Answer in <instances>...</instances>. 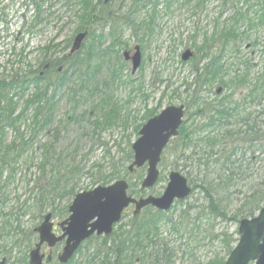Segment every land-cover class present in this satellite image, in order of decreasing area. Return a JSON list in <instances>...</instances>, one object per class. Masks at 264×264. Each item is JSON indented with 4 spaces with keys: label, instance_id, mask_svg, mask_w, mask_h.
Returning <instances> with one entry per match:
<instances>
[{
    "label": "rangeland",
    "instance_id": "374dc122",
    "mask_svg": "<svg viewBox=\"0 0 264 264\" xmlns=\"http://www.w3.org/2000/svg\"><path fill=\"white\" fill-rule=\"evenodd\" d=\"M134 1L139 2L135 23L147 20L151 0H111L106 10L124 12ZM77 2L78 0H0V76L7 74L11 62L14 63V70L36 72L43 58L40 50L47 45L59 46L52 56L58 58L60 66L65 68L64 56L68 54L70 47L65 49L60 47V44L64 46L68 40L71 43L83 26L77 17L80 9ZM124 5L125 8L122 9ZM36 6L40 10L41 17L37 16ZM218 7L219 1L211 0L204 10L193 16L191 8L184 6L181 0L171 12L158 9L154 17V30L149 37L142 38V31L135 33L133 26L128 24L125 27L120 24L117 29V26H114L116 41L113 36H109L110 24L95 19L93 23L84 25L93 37L87 38L78 52V64L82 60L83 64L80 66L86 76L72 79L57 91L51 125L41 131L38 127L32 128L35 106H31L24 113L23 118L14 123V127H11L10 122L0 120V128H3L0 157L5 147L13 141L16 143L14 145L16 154H19L16 158L13 153H9L3 160L6 167L2 169L0 167V260L5 259V264H28L29 252L38 240L33 230L40 225L42 218L48 213L52 216L56 233L61 234L58 225L68 218V206L73 197L96 186H104L100 179L108 176L111 171L110 166L122 158L119 149H125L129 144L131 150V145L138 138L140 127L148 119H144L146 111L157 115L169 106L183 105L184 122L194 121L198 125L204 122V117L190 116L193 113L188 104L193 100V96L186 89L193 80L190 69L192 59L184 63L181 61V55L189 49L196 58V47L199 46L202 38L199 37L194 46L190 41L193 29L194 27L204 29L210 36L214 19L221 10ZM225 18L226 14L223 13L220 24H223ZM241 37L242 42H236L237 53L235 50H230L231 45L228 47V53H220L222 46L218 41L210 45L213 52L222 55L221 63L225 67L227 82L235 73L240 74L247 68L248 82L244 87L245 90L250 87V82H255L256 77L264 71V27L246 31ZM140 39L143 40L142 62L138 71L132 75L129 63L121 60L123 67L116 65L118 61L116 53L121 58L124 50H132L135 45L140 47ZM111 44L114 45V50L107 51ZM92 45L95 50L89 55V48ZM104 52L106 53L101 56ZM19 55L24 61L15 65ZM92 56L87 68L86 59ZM14 73L17 72L10 74ZM166 86L169 88L165 89ZM138 88L140 92L137 91ZM218 88H222L219 94H217ZM32 91L30 89L26 93ZM236 92L238 93L233 94L227 88L217 85L205 86L202 87L198 97L201 95L209 104L222 100L225 96H231L230 103L241 101L245 93ZM73 93L78 106L75 113L71 111ZM48 94L51 95L50 92ZM26 99V97L21 100L13 99L17 104L14 107V115L21 112ZM257 105L253 104L248 111L256 112L261 108ZM112 109L118 113L115 115L116 112L112 113ZM106 116L107 119H111L112 124L110 126L104 124L103 128H96V122H107ZM70 117L76 120L75 123L70 124L66 131H62L60 126H63ZM17 127L19 133L15 132ZM53 137H56L58 143H55L51 153L47 154L44 146L48 145ZM174 142L173 139L166 145L157 165L161 180L152 188L141 190L140 183L147 169L145 164L138 170L141 174L139 181L134 179L136 174L131 176L132 180H126L130 185H134L132 189L136 195L129 193L130 188H128L130 196L135 199L160 196L168 183L170 172H178L187 178L181 164L174 163V154L178 151ZM59 156L61 163H57ZM12 158L15 159L14 162L11 161ZM260 158H264V155ZM127 167L128 164H125V168ZM253 167L254 175H249L250 177L245 180L237 179L223 199L226 219L208 216V200L199 188L183 200L182 204H176L169 211L168 216L178 214L186 209L187 204L193 209L189 221L186 220V226H183L181 231L182 239L178 240L177 236L169 237L164 233L165 230H162L161 238L167 237L165 242L171 251L174 250L172 264H207L223 256L224 245L220 234L224 231L229 233L237 231L238 224L234 223L233 215L244 197L256 186L257 175L264 174V163L261 165L258 162L254 163ZM71 168L75 169L70 179L66 173ZM68 177L69 180H66ZM117 180L104 182L112 184ZM134 210V207L130 206L124 211L121 221L113 232H117L119 225H124L129 230ZM155 211L154 208L146 207L136 215H150ZM100 242L101 240H85L72 264H87L90 261L88 255L96 250V244ZM63 245L64 243L61 242L53 249L45 245L41 248L44 257L51 258L50 263L46 264L56 263V257Z\"/></svg>",
    "mask_w": 264,
    "mask_h": 264
},
{
    "label": "trees",
    "instance_id": "16d2710c",
    "mask_svg": "<svg viewBox=\"0 0 264 264\" xmlns=\"http://www.w3.org/2000/svg\"><path fill=\"white\" fill-rule=\"evenodd\" d=\"M181 0H151L149 4V14L147 20L140 23H135V15L138 14V1H134L124 12L107 11V4L99 0H78L77 4L80 9L77 12V17L82 25L78 32L84 31L85 26L93 23L94 20L102 21L110 24L111 28L109 36L116 41L114 36V26L118 25H131L134 32L142 31V38L149 37L154 30V17L158 13V9L171 12L174 6ZM211 0H182L184 6L191 8L192 15L196 16L201 10H204L206 4ZM216 1V0H213ZM219 1L218 16L213 22V31L210 36L201 28L194 27L193 34L190 41L195 46L199 37L201 42L196 47V58L191 61V75L192 81L187 86L186 91L191 92L193 100L188 104L192 110L190 116L197 118L204 117V122L199 125L194 121L189 123L184 122L179 129V136L174 141L177 153L174 154V163L181 164V168L186 172L189 184L192 188V193L196 189L204 192L208 200V216H218L221 219H226L227 214L222 205L223 199L230 192L237 179L245 180L249 175H254V163L260 165L264 163V71L259 74L255 82H250V87L244 90L248 82L247 68L240 74H234L227 82L225 67L222 65V55H217L213 52L210 43L220 42V53H228V47L231 45L230 50L237 48L236 42H242V35L246 31H252L256 28L264 27V0H217ZM40 16V10L36 6ZM125 8V5L122 9ZM226 14L223 24H220V19ZM41 17V16H40ZM43 21V20H41ZM127 23V24H124ZM34 26V25H33ZM31 26V28L33 27ZM126 27V26H125ZM241 29H245L242 30ZM113 30V32H112ZM93 37L90 34L89 37ZM99 37H96L98 39ZM141 38V39H142ZM139 41L141 49H143V40ZM99 43V42H98ZM70 40L65 43V49L70 47ZM59 46L47 45L42 48L43 58L40 66L49 64V69L44 72L43 77H38L37 72H21V70H14V63L11 62V68L6 71L5 76H0V120L8 121L11 127L14 123L20 121L24 113L31 107L35 106L34 114L32 117V128L35 127L41 131L48 128L54 117L56 106V93L61 90L64 84H68L72 79H81V76H86L82 72L81 63L78 64L79 53L69 57L68 54L64 56L66 62L64 71L59 75L55 69L60 66L59 59H55L52 53ZM121 50V46H119ZM114 50V45L111 44L107 51ZM95 47L92 45L89 48V55L93 54ZM237 53V50H235ZM97 53V52H96ZM106 52L101 54L103 56ZM219 53V54H220ZM117 66L123 67L121 58L118 53ZM92 57L86 59V67H89ZM198 59V60H197ZM24 58L19 55V60L15 65L23 63ZM194 61V62H193ZM39 66V67H40ZM16 71L17 73L10 74ZM52 74L57 75V79H52ZM77 75V77H76ZM214 85L227 88L233 94L245 93L241 101H234L230 103L231 96H225L222 100H217L211 104L204 101V98L199 93L202 87H213ZM166 86L165 89H168ZM31 93H26L29 90ZM200 89V92H198ZM140 92V88L137 90ZM51 93L49 95L48 93ZM191 96V97H192ZM26 97L25 106L18 115H14V107L17 105L13 102L14 98L21 100ZM144 98H147L144 96ZM73 106L71 111L75 113L77 110V101L73 93L71 97ZM253 104H258L261 107L256 112L248 111ZM112 113L116 112L112 109ZM118 112L115 113V115ZM147 113V114H146ZM145 113V120L152 118L156 115L153 112ZM114 115V116H115ZM13 116L15 118H13ZM107 119V116H106ZM76 120L71 117L67 118L65 124L60 126L62 131H66L70 124H74ZM104 124L110 126L111 119L107 122L98 121L95 123L96 128H103ZM198 125V126H197ZM3 128H0V151H1V136ZM138 131V130H137ZM136 131V132H137ZM15 132L19 133V127ZM57 132V131H55ZM55 143H58L56 137L44 146L46 153H51ZM15 141L7 145L4 149L3 155L0 157V167L5 168L6 164L3 160L13 153L16 158ZM24 145V144H23ZM27 145V144H26ZM129 144L125 149H119L122 153V158L117 160L115 164L110 166V173L105 178H101L103 185H108L104 182L107 180L125 179L139 181L141 174L137 171L130 174L125 168V164H130L132 161V152ZM23 149V148H21ZM180 151V153H179ZM13 156V157H14ZM57 163H61V157H58ZM15 161L14 158L11 159ZM45 166V164H43ZM42 165V166H43ZM100 168V166H98ZM71 168L67 171L70 179L73 177V170ZM122 174V177L121 174ZM196 175V176H195ZM198 176V177H197ZM69 177L66 180H69ZM65 178V176H64ZM161 178L158 179V181ZM157 181V182H158ZM257 184L246 195L241 202L238 210L233 215L234 223H239L242 219L254 218L257 213L264 206V174L257 175ZM129 193L135 196L133 192L134 185L129 184ZM143 192H140V194ZM139 194V195H140ZM182 204V202L174 203ZM173 206V207H174ZM172 207V208H173ZM193 209L190 205H186V209L181 210L178 214L168 216V213L155 211L150 215L133 216L132 225L129 230L126 226L119 225L117 232H112L109 239L103 237H93L91 240H101L96 244V250L88 255L90 261L87 264H172L174 263V250H170L167 243V237L161 238L162 230L167 236H177L178 240L183 238V226H186V220L189 221L190 213ZM117 226V225H116ZM115 226V227H116ZM237 231L229 233L224 231L220 234L221 242L224 245L223 256L215 258L207 264H224L232 248L237 243ZM108 241V242H107ZM68 264H72L73 259ZM57 264V263H55Z\"/></svg>",
    "mask_w": 264,
    "mask_h": 264
},
{
    "label": "water",
    "instance_id": "95a60500",
    "mask_svg": "<svg viewBox=\"0 0 264 264\" xmlns=\"http://www.w3.org/2000/svg\"><path fill=\"white\" fill-rule=\"evenodd\" d=\"M105 3L111 0H102ZM88 35L87 30L77 34L72 42L69 56L77 53ZM134 52L123 53L124 61H130L131 72L134 74L141 64L140 47L135 46ZM193 57L190 50L182 53L181 61L187 62ZM221 92L218 88L217 94ZM185 109L183 105L169 106L158 115L150 118L139 130L138 139L132 144L133 160L128 172L147 166L140 188H152L159 178L157 168L161 154L171 138L178 136V129L183 123ZM126 180H118L109 186H98L91 191L77 194L68 208L70 216L59 225L62 234L56 237L53 233L51 215L47 214L42 223L34 230L38 234V243L29 253V264H43L44 255L41 247L48 248L65 240L61 253L57 256L59 264H67L78 247L92 235L108 237L113 226L120 222L122 213L129 206H134V215L148 206L158 211H168L174 201L185 200L191 193L187 179L178 172H170L168 183L163 193L158 196L135 199L128 194ZM238 242L231 250L224 264H264V207L252 219L239 222ZM51 258L46 259L49 263ZM2 259L0 264H5Z\"/></svg>",
    "mask_w": 264,
    "mask_h": 264
},
{
    "label": "flooded vegetation",
    "instance_id": "af4514ba",
    "mask_svg": "<svg viewBox=\"0 0 264 264\" xmlns=\"http://www.w3.org/2000/svg\"><path fill=\"white\" fill-rule=\"evenodd\" d=\"M64 47L65 48V44H64V46L62 45V44H60V47ZM47 69H49V64L47 63V64H45V65H43V66H40L39 68H38V70L36 71L37 72V76L38 77H43L44 76V72L47 70ZM62 71V67L61 66H59V67H57L56 69H55V72H57L58 74H60V72ZM52 79L53 80H56L57 79V75H55V74H52ZM221 89V92H222V88H220ZM220 92V93H221ZM253 109H255V108H253ZM53 232L55 233V235L56 236H58V234L56 233V227H54V229H53ZM65 242V241H64ZM63 242V243H64ZM79 250V249H78ZM77 250V251H78ZM77 251H75V252H77Z\"/></svg>",
    "mask_w": 264,
    "mask_h": 264
}]
</instances>
